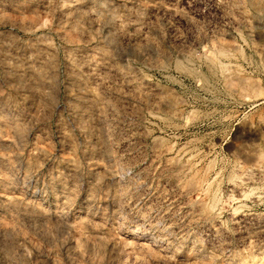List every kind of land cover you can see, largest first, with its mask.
<instances>
[{"label": "rangeland", "instance_id": "obj_1", "mask_svg": "<svg viewBox=\"0 0 264 264\" xmlns=\"http://www.w3.org/2000/svg\"><path fill=\"white\" fill-rule=\"evenodd\" d=\"M0 264H264V0H0Z\"/></svg>", "mask_w": 264, "mask_h": 264}]
</instances>
